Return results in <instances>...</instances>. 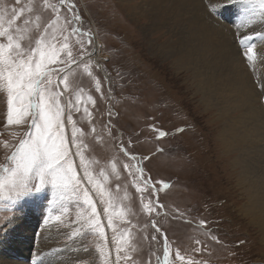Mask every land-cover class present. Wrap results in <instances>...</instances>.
<instances>
[{
	"label": "rangeland",
	"instance_id": "rangeland-1",
	"mask_svg": "<svg viewBox=\"0 0 264 264\" xmlns=\"http://www.w3.org/2000/svg\"><path fill=\"white\" fill-rule=\"evenodd\" d=\"M201 1L205 20L213 26L212 32L220 30L221 25L225 29L235 28L227 35L232 41L228 51H233V56L247 66L256 93L250 106L261 111L262 125L256 126L259 131L256 135L264 133V88L256 69L258 57L250 64L243 55L238 37L245 22L237 10L232 18L238 26L223 19L227 7L238 9L241 4L216 6L212 0ZM72 2L83 18L79 26L91 33L92 44H88L87 35L73 37L69 42L73 56L82 62L72 66L68 77L70 87L60 97L62 106L69 98L75 105L70 120L69 110L65 109L64 133L77 180L81 187L89 189L105 236L98 235L99 229L93 231L82 219L87 206L83 204L80 187L63 194L50 186L31 194H25L26 190H20L19 194L9 192L5 187L0 191V257H4L2 245L14 236H10L11 225L33 215L37 228L28 241L32 245L28 249V264H39L41 257H48L45 237L49 233L56 234L52 246L56 258L50 264H56L58 258L70 251L65 245L77 244L84 253L79 252L82 258L73 264H163L165 233L171 250L175 252L178 248L185 257L176 264H188V261L264 264L262 236L242 213L245 200L236 186V174L230 165L232 158H226L219 138L223 121L217 120H221L222 114L213 99L206 98L203 102L189 72L177 68V60L169 58L163 47L164 53L159 51L172 34L167 29L151 31L149 20L139 18L133 11L138 3ZM47 5L59 6V0H47ZM47 5L45 0H0L4 28H9L11 20L14 39L22 47H36L42 30L57 18ZM68 7L66 4L58 14L55 29L48 30L56 32L58 46L63 43L61 33L67 34L73 27L65 20L66 17L71 20ZM256 40V51L260 53L264 51V41ZM6 42V37H0V43ZM85 64L92 75L85 71ZM240 104L238 100L234 102L233 120L244 117L246 109L245 106L239 109ZM7 114V94L0 91V166L12 167L8 157L27 138L31 117L24 123L9 125ZM158 130L167 135L160 137ZM261 140L264 146V139ZM121 145L136 159H131ZM138 168L144 170V176L151 177L149 184L159 190L162 208L155 206L156 195L151 187L143 193L137 190L142 183ZM0 176L7 173L0 171ZM33 182L29 181V187ZM164 184L169 187L165 188ZM88 216L91 218V213ZM109 218L111 227H108ZM201 221L206 224L202 225Z\"/></svg>",
	"mask_w": 264,
	"mask_h": 264
},
{
	"label": "snow or ice",
	"instance_id": "snow-or-ice-1",
	"mask_svg": "<svg viewBox=\"0 0 264 264\" xmlns=\"http://www.w3.org/2000/svg\"><path fill=\"white\" fill-rule=\"evenodd\" d=\"M225 2L243 5L249 13L248 24H252L255 18L264 22V0H225ZM45 4L47 5V0H45ZM66 4L69 5L67 11L71 15V20L67 17L65 20L73 27L67 34L61 33L63 43L58 46L56 32L49 33L48 30L55 29L59 19L58 14ZM47 6L53 13L57 14V18L42 30L34 48H24L21 43L16 42L11 31L12 21H8L9 28H4L3 17L0 16V37H6L7 41L0 43V91L7 94V123L9 125L21 124L26 122L28 117H31L27 138L22 139L15 151L8 157L12 167L0 166V171L7 173V176H0V191L7 187L9 192L16 191L19 194L20 190H26L25 194H31L50 186L53 190L63 194L80 187L83 204L87 206L82 219L93 231L99 229L98 235L105 236L89 189L81 187V182L77 180V171L73 167L68 143L65 140V109L69 110L68 119L70 120L71 109L75 105L69 98L62 106L60 100V97L70 87L68 77L72 66H78L82 62L73 56L69 42L73 37L87 35L89 37L88 44L91 45L92 35L79 26L83 18L75 11L76 4L72 0H59V6ZM213 7L215 6L213 5ZM22 13L23 9H21ZM256 39L264 40V32L253 31L239 39V44L244 49L243 55L250 64L258 56L264 55L256 51L257 45L254 42ZM83 51V44H81V57ZM49 65H58V67L50 68ZM85 71L92 75L87 64H85ZM97 89L99 90V83H97ZM85 111L87 110L85 109ZM75 131L73 126V134ZM158 131L160 137L167 135L162 130ZM121 148L131 159H136L133 154L127 152V148H124L123 145ZM78 152L79 149L77 148V154ZM125 167L128 168L129 166L125 165ZM138 172L142 183L137 190L143 193L145 189L151 187L152 192L156 195L155 206L162 208L163 205L159 204L158 199L159 190L154 184H149L151 177L144 176L142 168H138ZM84 175L87 176L86 169ZM30 180L34 181L31 187H29ZM88 180L91 182V177H88ZM164 187L168 188L169 185L164 184ZM88 213H91V218H89ZM56 219L59 220L60 216H57ZM111 224L109 218L108 227H111ZM201 224L204 225L206 222L201 221ZM76 234H79V231ZM196 242L201 243L200 241ZM163 244V264H169L170 257L171 264L185 260L178 248L175 252L171 250L166 233L163 236ZM119 251L117 249V253ZM100 253L102 256L105 255L102 249ZM116 259H120L119 255ZM188 264H192V261H188Z\"/></svg>",
	"mask_w": 264,
	"mask_h": 264
},
{
	"label": "bare ground",
	"instance_id": "bare-ground-1",
	"mask_svg": "<svg viewBox=\"0 0 264 264\" xmlns=\"http://www.w3.org/2000/svg\"><path fill=\"white\" fill-rule=\"evenodd\" d=\"M128 1L130 5L138 3L133 7V11L139 18L149 20L148 26H150L151 31L167 29L168 33L172 34L167 42L160 45V53L163 52L161 49L163 47V50L168 51L170 54L171 57L169 58L177 60V62L175 61L177 68L189 72L193 85H195L194 89L203 96V102H206V98L213 99V102H216V108L222 114L221 120L218 119L217 121H223L222 133L219 138L226 158H232L230 165L236 174V186L242 192L241 196L245 200L242 213L246 218L251 219L252 226L257 227L264 242V146L261 140L264 139V133L256 135L259 132L258 124L261 123L262 125V122H260L261 111L250 106L256 93L251 80L248 78L247 66L240 58L233 56V51H228L230 49L229 42L232 41L227 35L233 26L230 27L231 29H225L221 25L219 26L220 30L212 32L213 26L205 20L206 16L202 8L204 4H201V0ZM212 3L217 4L216 6L232 4L225 2V0H212ZM235 12L236 10H232L228 13L236 15ZM237 15L245 22L240 36L251 34L253 31L264 32V22H260L259 18H255L252 24L247 23L249 13L245 8L237 10ZM262 41L264 40H259V43ZM98 44L99 41L97 43V56L101 55ZM222 46H227V52ZM260 53L264 54V51ZM256 63L257 73L261 75L260 79L264 88V55L258 56ZM236 100L241 103L237 106L239 109L244 108V106V110L246 109L244 117L240 120H233L232 117L236 116L235 113L231 115ZM234 156L235 159H233ZM34 218L33 215L32 218L26 216L21 220H17L20 221L19 223L11 225L10 236H14L9 240V243L2 245L4 257H0V264H28V249L32 248V245H28V241H31L33 229L37 228L35 222H33ZM54 234L49 233L46 235L45 239L48 240V245L46 243L45 245L46 248L49 247V254L46 258L41 257L39 264H50L53 262L52 258L55 260V253L52 249L56 235ZM65 246L70 251L60 259L58 258L56 264L60 262L73 264L82 258L79 252L84 253V249L80 245ZM16 250L18 251L16 252ZM70 260L73 262L71 263Z\"/></svg>",
	"mask_w": 264,
	"mask_h": 264
}]
</instances>
